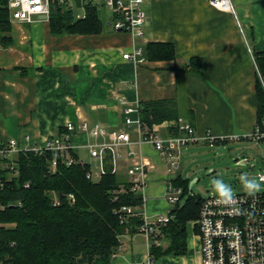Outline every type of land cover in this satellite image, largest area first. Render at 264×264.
Instances as JSON below:
<instances>
[{
    "label": "crops",
    "instance_id": "crops-1",
    "mask_svg": "<svg viewBox=\"0 0 264 264\" xmlns=\"http://www.w3.org/2000/svg\"><path fill=\"white\" fill-rule=\"evenodd\" d=\"M232 3L235 11L226 12L212 7L209 0H146L145 34L137 42L114 31L111 19L107 24L102 19L101 34L87 36L54 35L50 20L44 18L29 25L11 23L6 34L11 41L0 42V138L21 142L30 136L44 141L62 134L65 124L82 122L126 132L132 143L122 151L135 150L138 156L121 159L117 176L128 182V169L145 162L142 210L151 222L166 217L172 211L168 185L184 178L182 166L172 169L152 145L141 144L138 129L125 125V110L142 102L168 100L176 102L179 120L194 126L200 140L193 145L208 142V135L215 137L216 144L254 140L250 136L258 123L255 88L260 75L255 55L264 52V0ZM159 42L174 44V61L148 59L146 46ZM136 47L146 59L140 66L124 60ZM193 58L202 60V74L188 67ZM157 125L162 138L176 134L167 121ZM91 140L84 134L74 137V154L97 171L88 155ZM185 148L180 150L181 158ZM195 239L194 264H200ZM123 248L122 243L119 252ZM179 258L182 264H191L186 255ZM149 261L148 250L132 260L124 252L111 264Z\"/></svg>",
    "mask_w": 264,
    "mask_h": 264
},
{
    "label": "trees",
    "instance_id": "trees-1",
    "mask_svg": "<svg viewBox=\"0 0 264 264\" xmlns=\"http://www.w3.org/2000/svg\"><path fill=\"white\" fill-rule=\"evenodd\" d=\"M2 1V0H0ZM85 19H77L72 10L53 7L50 28L54 35H98L104 29L96 7H86ZM8 12L0 8V42L10 40ZM11 41V40H10ZM145 53L151 61H174L172 43H149ZM259 76L257 92V128L264 132V52L255 55ZM188 67L202 74V60L193 58ZM27 72V70H22ZM31 73V72H30ZM144 123L153 126L169 122L171 132L176 131L180 118L176 102L147 101L139 105ZM256 131V130H255ZM75 156V154H74ZM78 156H76L77 159ZM20 176L0 191V200L22 203L0 211V257L5 264H111L120 251L123 234H138L142 219L131 216L121 224L120 210L131 207L142 212L144 198L131 190V184L108 172L99 181L88 179V164H59L56 173L49 171L46 156L27 153L19 157ZM30 183V188L25 184ZM174 185L184 189L185 202L172 207L168 225L163 229L170 240L167 249L154 246L150 260L153 264L167 256L182 257L188 254L187 227L200 214L197 194L190 191V179L180 177ZM75 199L72 202L69 196ZM54 197L59 200L55 205Z\"/></svg>",
    "mask_w": 264,
    "mask_h": 264
},
{
    "label": "built area",
    "instance_id": "built-area-1",
    "mask_svg": "<svg viewBox=\"0 0 264 264\" xmlns=\"http://www.w3.org/2000/svg\"><path fill=\"white\" fill-rule=\"evenodd\" d=\"M209 1L212 7L219 10L235 11L232 0ZM145 2L146 0H2L0 8L8 12L11 23L19 22L28 25L43 18L49 21L53 7L57 6L72 10L76 13L77 19L86 18L87 6L96 7L98 12L104 8L111 13L110 26L114 31L127 33L137 42L143 39L145 34ZM124 60L136 66L143 65L146 61L139 47L125 54ZM125 111V125L130 129L136 127L141 135V144L152 145L172 169L180 168V150L200 140L192 123L179 120L177 134L162 138L157 124L150 126L142 121L139 106ZM134 115L137 117H133ZM64 128L62 134L44 141L33 140L30 136H25L21 142L3 141L0 138V191H5L7 184L20 176L19 157L22 153L46 156L49 159V171L53 173L57 172L59 164L64 163L67 166L78 164V162L86 164L74 156L75 146L72 140L77 135L84 134L92 139L87 145L88 155L97 165V171H94L91 166L89 169L88 179L92 181H99L108 172L118 174L121 170V159H135L138 156L135 150L126 153L122 151V148L132 143L130 135L126 132H109L87 122L67 123ZM250 137L262 141L264 132L260 133L259 129H256ZM206 140L216 144L215 137L211 135H208ZM147 172L145 162H135L128 169V183L131 184L132 192L142 193L146 185ZM25 187L30 188V183L25 184ZM166 196L171 207L185 202L184 189L177 188L173 182L168 185ZM235 196L239 214L218 205L214 194L207 199L202 198L199 217L189 224L190 235L199 240L200 264H264V193H256L254 196L236 193ZM69 199L72 202L75 201L72 195ZM54 200L55 205H58L59 200L56 197ZM8 206H22V203L5 204L0 200V211H4ZM119 212L121 224L131 216H139L142 219L138 233L145 235L148 239L149 252L153 245L161 247V241L165 239L163 229L168 225L169 215L151 222L143 210L136 214L131 207L123 206ZM0 264H5L1 257ZM144 264L152 263L149 261Z\"/></svg>",
    "mask_w": 264,
    "mask_h": 264
},
{
    "label": "rangeland",
    "instance_id": "rangeland-1",
    "mask_svg": "<svg viewBox=\"0 0 264 264\" xmlns=\"http://www.w3.org/2000/svg\"><path fill=\"white\" fill-rule=\"evenodd\" d=\"M99 12L107 24L111 19V13L104 8H101ZM182 152V175L184 179H190L192 183L198 180L194 183L192 192L201 195L203 199H207L214 194L210 183L213 178H221L230 184L235 194H247L240 184V175L248 173L250 177H254L264 174V140H234L220 144H211L208 141L197 145L192 144ZM80 156L84 160H88L86 154ZM244 161H247L248 165H245ZM258 193H264V185ZM120 241L124 244V248L116 256H121L124 252H127L128 259L132 260L134 256L148 252V239L141 233L132 237L123 235L120 237ZM196 243V239L190 235V248L186 256L191 264H194ZM169 245V239L161 241L162 248L167 249ZM182 261L179 257L167 256L157 260L154 264H182Z\"/></svg>",
    "mask_w": 264,
    "mask_h": 264
},
{
    "label": "clouds",
    "instance_id": "clouds-1",
    "mask_svg": "<svg viewBox=\"0 0 264 264\" xmlns=\"http://www.w3.org/2000/svg\"><path fill=\"white\" fill-rule=\"evenodd\" d=\"M239 179L243 191L250 196H254L260 192L262 185H264V174L250 177L248 173H242ZM210 183L212 191L216 196V203L239 214V208L236 207L237 198L233 187L221 178H213Z\"/></svg>",
    "mask_w": 264,
    "mask_h": 264
},
{
    "label": "water",
    "instance_id": "water-1",
    "mask_svg": "<svg viewBox=\"0 0 264 264\" xmlns=\"http://www.w3.org/2000/svg\"><path fill=\"white\" fill-rule=\"evenodd\" d=\"M243 163H244L245 165H248V162H247V161H244ZM243 163H241V164H243ZM197 181H198V180H195V182H193V183L190 184V187H189L190 191H192L193 185H194V183H196ZM201 200H202V196H201V195H197V201H196V203H197V204H200ZM187 233H188V235L191 234V227H190L189 225H188V227H187Z\"/></svg>",
    "mask_w": 264,
    "mask_h": 264
}]
</instances>
